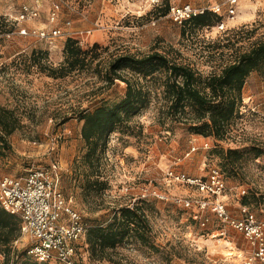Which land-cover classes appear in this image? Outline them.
<instances>
[{
	"label": "rangeland",
	"instance_id": "rangeland-1",
	"mask_svg": "<svg viewBox=\"0 0 264 264\" xmlns=\"http://www.w3.org/2000/svg\"><path fill=\"white\" fill-rule=\"evenodd\" d=\"M34 1L0 0V32H6L0 36V106L13 110L20 124L6 141L0 140V174L20 176L33 166L55 165L58 187L87 227L105 225L125 205L141 199L147 202L154 247L122 242L102 259H94L82 238L77 249L80 264H243L253 252L250 241L208 209L177 200L195 203L211 196L192 184L172 180L168 171L205 179L212 168H220L229 213L242 218V206H246L249 214L264 222V102L260 101L264 75L254 71L247 78L240 116L223 139L195 134L165 117L162 101L155 97L110 134L100 168V179L106 184L98 191L87 192L83 186L80 160L85 143L79 115L122 99L125 84L107 85L104 79L109 61L121 53L171 51L202 74L219 72L236 53L264 40V0H239L233 17L224 0H64L59 24L70 19L73 29H90L82 48L93 49L84 68L57 77L51 69L64 65L60 43L45 50L36 39L18 32L21 27L48 25L56 0H40L37 19L14 20L23 3ZM185 3L199 9L221 5L224 26L194 28L174 23L167 8ZM219 148L239 149L242 155L234 166L222 165L215 152ZM204 216L208 221L202 225ZM30 244L31 238L23 234L14 242L21 253ZM227 251L242 257L227 256ZM3 261L0 253V264ZM49 264L62 263L52 259Z\"/></svg>",
	"mask_w": 264,
	"mask_h": 264
},
{
	"label": "trees",
	"instance_id": "trees-1",
	"mask_svg": "<svg viewBox=\"0 0 264 264\" xmlns=\"http://www.w3.org/2000/svg\"><path fill=\"white\" fill-rule=\"evenodd\" d=\"M171 6L166 14H169ZM220 20L221 13L204 9L185 19L181 25L185 27L190 24L200 28L218 25L222 23ZM3 33L6 32H0ZM82 47L77 39L67 37L61 48L65 55L64 65L51 69V75L64 76L75 69L84 68L89 63L88 55L93 48ZM170 52L153 49L145 54L121 53L109 61L104 71L105 82L107 85L123 82L125 94L113 104L80 112V134L85 143L80 162L84 168L83 186L87 192L101 190L106 184L100 179V168L110 134L117 127L128 124L155 97L161 99L165 117L181 122L195 134L223 139L233 121L240 116L247 78L254 71L264 75V40L236 53L234 59L219 72L206 75L180 61L178 54ZM19 125L13 110L0 106V140L6 141ZM215 152L221 157L222 165L234 166L242 155V151L232 148H219ZM146 204L141 199L131 206L125 205L105 225L88 227L83 238L91 258L102 259L108 249L122 242L154 247ZM20 224L17 215L0 205V253L4 257L3 264H49L25 256L29 254L28 251L21 253L16 249L14 242L21 236Z\"/></svg>",
	"mask_w": 264,
	"mask_h": 264
},
{
	"label": "built area",
	"instance_id": "built-area-1",
	"mask_svg": "<svg viewBox=\"0 0 264 264\" xmlns=\"http://www.w3.org/2000/svg\"><path fill=\"white\" fill-rule=\"evenodd\" d=\"M238 1L224 0V4L228 5V14L232 17ZM63 3L64 0H56L53 3L47 16L48 25L30 29L21 27L18 32L33 37L49 51V47L56 46V42L60 43L61 49L67 37H73L81 45H85L87 40L84 35L89 33L90 29L75 30L71 27L70 19L59 24V13ZM40 7V0H35L34 3H23L14 20L19 23L37 19L40 16ZM211 9L220 13L221 5L218 4ZM203 11L204 9H199L191 3H185L172 5L168 15L174 23L181 24L185 19ZM217 26L223 27L224 24L222 22ZM262 116L264 118V113ZM205 146H208L207 141ZM168 176L172 180L192 184L201 192L211 196L210 200H196L195 203L189 199H177L182 204L185 206L196 204L201 210L208 209L225 225L241 231L250 241L253 252L243 264L264 262V222L249 214L246 206H242L244 213L242 218L234 217L229 213L223 200L226 184L218 167L212 168L205 179L191 177L173 169L168 171ZM58 180L59 175L55 165L33 166L20 176L0 174V205L20 218L21 234L31 238L27 251L34 259L39 262L55 259L62 264H80L77 259V249L79 240L83 238L88 227L82 221L80 214L67 202L58 187ZM153 192L158 195L157 191ZM245 192V189L241 190L242 194ZM207 221L208 217L201 218L202 225H205ZM224 233L225 230L220 232V234Z\"/></svg>",
	"mask_w": 264,
	"mask_h": 264
},
{
	"label": "bare ground",
	"instance_id": "bare-ground-1",
	"mask_svg": "<svg viewBox=\"0 0 264 264\" xmlns=\"http://www.w3.org/2000/svg\"><path fill=\"white\" fill-rule=\"evenodd\" d=\"M226 242V241H225ZM230 243V242H229ZM230 250V249H229ZM236 251V250H235ZM238 255V258L239 257H242L241 254H238V252H232V251H227V256H237Z\"/></svg>",
	"mask_w": 264,
	"mask_h": 264
},
{
	"label": "crops",
	"instance_id": "crops-1",
	"mask_svg": "<svg viewBox=\"0 0 264 264\" xmlns=\"http://www.w3.org/2000/svg\"><path fill=\"white\" fill-rule=\"evenodd\" d=\"M245 87V86H244ZM264 88H263V92H262V94L260 93V97H263L264 95ZM260 101H262V102H264V99H262V100H260Z\"/></svg>",
	"mask_w": 264,
	"mask_h": 264
}]
</instances>
